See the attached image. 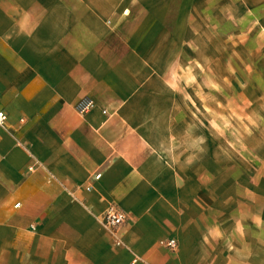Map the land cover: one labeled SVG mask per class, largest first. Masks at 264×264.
Here are the masks:
<instances>
[{"label":"crops","instance_id":"1","mask_svg":"<svg viewBox=\"0 0 264 264\" xmlns=\"http://www.w3.org/2000/svg\"><path fill=\"white\" fill-rule=\"evenodd\" d=\"M225 21L264 38V0H0V264H264V165L205 174L172 80Z\"/></svg>","mask_w":264,"mask_h":264},{"label":"rangeland","instance_id":"2","mask_svg":"<svg viewBox=\"0 0 264 264\" xmlns=\"http://www.w3.org/2000/svg\"><path fill=\"white\" fill-rule=\"evenodd\" d=\"M257 24L204 23L205 38H190L188 62L172 75L187 97L188 152L202 144L199 163L205 174L213 166L214 144L220 147L222 168L229 156L242 169L248 164L252 173L264 165V38Z\"/></svg>","mask_w":264,"mask_h":264},{"label":"built area","instance_id":"3","mask_svg":"<svg viewBox=\"0 0 264 264\" xmlns=\"http://www.w3.org/2000/svg\"><path fill=\"white\" fill-rule=\"evenodd\" d=\"M96 108V102L85 97L80 99L75 106L77 113L80 116H86ZM8 115L4 111H0V127L4 128L7 126ZM33 171V168H30ZM100 175L96 177L99 179ZM19 205H17L18 207ZM126 222V214L119 208L111 207L102 218V226L104 230L115 239V246L121 247L122 243L117 239L116 234L119 228H121ZM161 244L166 248L174 251L177 249V243L174 239H168L162 241ZM138 259L135 258L131 264H138Z\"/></svg>","mask_w":264,"mask_h":264}]
</instances>
